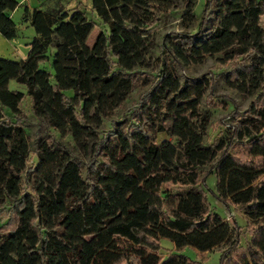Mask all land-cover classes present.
Masks as SVG:
<instances>
[{"label":"trees","instance_id":"1","mask_svg":"<svg viewBox=\"0 0 264 264\" xmlns=\"http://www.w3.org/2000/svg\"><path fill=\"white\" fill-rule=\"evenodd\" d=\"M180 1L191 20L195 0ZM171 4L89 0L106 26L90 45L95 22L81 9L22 8L34 33L28 51L24 59L0 58V207L9 202L15 217L0 231V264H194L179 253L161 258V238L197 251L223 244L218 264H264V0H204L196 31L174 33L160 47L152 113L130 129L118 121L98 137L102 119L131 92V72L143 64L152 28ZM16 6L17 0H0L6 39L15 36L8 12ZM49 48L51 71L40 66ZM214 54L219 64L234 62L224 83L250 101L245 114L233 117L226 139L204 145L208 114L199 102L210 77L181 83L169 60L191 66ZM10 80L24 92L9 88ZM25 95L32 115L69 133L88 158L84 177L69 152L47 137L35 145L36 163L26 165L27 137L18 123ZM161 132L169 138L157 141ZM234 143L244 145V159L229 153ZM210 162L215 198L239 206L251 225L247 255L235 261L228 255L237 236L206 205L207 172L199 180L200 168Z\"/></svg>","mask_w":264,"mask_h":264},{"label":"rangeland","instance_id":"2","mask_svg":"<svg viewBox=\"0 0 264 264\" xmlns=\"http://www.w3.org/2000/svg\"><path fill=\"white\" fill-rule=\"evenodd\" d=\"M203 2L204 0L194 1L190 11V15H192L191 20L187 19L180 0H171L172 4L169 9L164 14L159 15V20L152 28L154 34L153 44L146 53L143 64L135 67L131 72L133 78L132 90L111 115L102 119L98 137L108 134V131L118 121L123 122L124 126L130 129L152 113L154 95L150 92V89L154 81V75L158 70V60L163 57L160 47L166 39L173 37L174 33L196 31ZM42 5H44L48 12L52 13L58 10L71 11L73 8L81 9L89 19L95 22V26L86 39L87 45L92 43L97 31H106V26L100 23L90 10L89 0H42ZM10 16L15 24V36L11 39H6L0 35V58L9 60L24 59L28 51V43L34 33L32 27L21 20L20 6L15 7ZM260 25L264 31V13L260 16ZM52 52L53 50L49 48L47 50L48 60L40 63V66L47 68L48 71H51L49 59ZM218 56V54L206 56L200 64L191 66H177L169 60V65L174 75L181 83L185 80L192 82L202 74L210 77V87L206 89L199 102V109L208 114V125L202 139L204 145L211 144L218 138L226 139L228 130L231 128L233 122V117L237 114H245L248 102L250 101V97H243L225 85L224 74L231 69L234 62L229 61L219 64L215 61V58ZM8 87L24 92L23 85H19L13 80L9 81ZM64 92L70 96L72 91L66 90ZM233 108L237 112H232ZM20 110L21 117L18 123L23 128L27 137L28 152L26 165L33 166L36 163L35 145L39 140L47 137L48 140L60 143L69 152L70 156L80 165L81 174L84 177L85 165L88 158L76 148L70 134L64 133L61 135L50 128L44 120L35 118L31 112L30 99L26 95L20 104ZM165 124H169V118L166 119ZM165 138H169V136L164 132L156 134L157 141ZM228 151L238 159L245 158L244 145L241 143L232 144ZM211 165L212 162L200 168L199 180L207 172L204 176L203 188L206 205L209 211L216 212L227 220L237 236V246L229 255L227 254L229 259L235 261L242 254L247 255V245L252 229L251 225L246 223L245 216L239 206L223 204L215 198L213 194L215 192V176L211 170ZM8 203L0 207V231L11 228L15 220L14 213ZM159 246L158 253L161 258H165L171 253H179L185 255L194 264H218L219 253L225 248V245L220 244L207 251H197L189 246L177 249L172 246L170 241L164 238L159 240ZM118 264H135V261L131 259L129 262L121 261Z\"/></svg>","mask_w":264,"mask_h":264},{"label":"crops","instance_id":"3","mask_svg":"<svg viewBox=\"0 0 264 264\" xmlns=\"http://www.w3.org/2000/svg\"><path fill=\"white\" fill-rule=\"evenodd\" d=\"M21 7V20H22V8L26 6L28 11H30L33 8H36L37 10L40 11H47L44 5H42V0H17V6L16 7ZM76 7V6H75ZM12 11L8 12V15L10 16ZM11 18V16H10ZM23 21V20H22ZM24 23H28L27 21H23Z\"/></svg>","mask_w":264,"mask_h":264}]
</instances>
